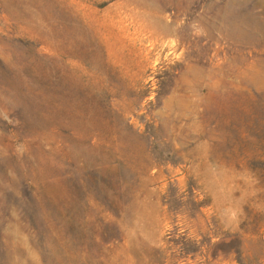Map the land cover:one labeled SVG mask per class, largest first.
Listing matches in <instances>:
<instances>
[{"label": "rangeland", "instance_id": "rangeland-1", "mask_svg": "<svg viewBox=\"0 0 264 264\" xmlns=\"http://www.w3.org/2000/svg\"><path fill=\"white\" fill-rule=\"evenodd\" d=\"M0 264H264V0H0Z\"/></svg>", "mask_w": 264, "mask_h": 264}, {"label": "bare ground", "instance_id": "bare-ground-1", "mask_svg": "<svg viewBox=\"0 0 264 264\" xmlns=\"http://www.w3.org/2000/svg\"><path fill=\"white\" fill-rule=\"evenodd\" d=\"M23 241H24V239H22ZM22 245H23V243H22ZM24 245H26V243L24 244ZM26 250V249H25Z\"/></svg>", "mask_w": 264, "mask_h": 264}]
</instances>
